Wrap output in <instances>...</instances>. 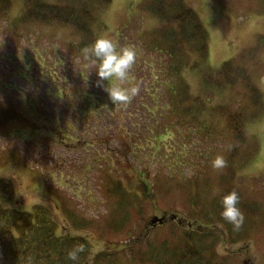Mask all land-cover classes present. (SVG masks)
Here are the masks:
<instances>
[{
  "label": "rangeland",
  "instance_id": "rangeland-1",
  "mask_svg": "<svg viewBox=\"0 0 264 264\" xmlns=\"http://www.w3.org/2000/svg\"><path fill=\"white\" fill-rule=\"evenodd\" d=\"M141 1L110 0L93 27L97 38L104 35L121 48L136 49L138 56L132 69L134 83L136 76L143 73L148 77L149 72L157 75L158 59H163L157 52H145L142 47L140 39L154 30L159 21L142 10ZM186 1L207 26L208 62L213 68L249 47L259 35L264 36V10L258 12L259 0ZM20 2L11 0L4 14L6 18L0 19V177H9L14 184L17 198L16 203L10 205L29 211L36 203L49 206L58 224V233L89 236L92 255L105 250L108 256L111 253L110 260L97 264H147L133 259L123 248L131 245V240L143 243L150 236L154 237L155 246L165 237L173 245L188 242L203 246L207 257L213 252V264L216 260L217 264H264V110L254 122L246 123L248 141L236 152L229 148L227 122L218 111V120L211 122L218 131L212 140L203 132L196 134L194 128L188 126L175 124L172 127L167 126L170 122H144L143 118L137 122L143 108L134 113L135 122H121L124 113L111 103L103 88L97 86V77L83 59V52L78 53L70 46L79 43L80 36L69 27L19 19ZM8 19L14 20L20 36L10 28ZM258 56H264L262 50ZM185 75L193 94L205 97L209 105L230 102L235 107L234 99L240 91L244 92L241 86L232 90L216 87L212 96H206L210 94L201 86L199 74L185 71ZM253 78L264 95V79L259 74ZM139 94H144L142 89ZM139 106L137 102L134 109ZM185 141L192 142L193 148L203 153L202 157L195 158L196 153L189 150ZM207 149L209 155L205 156ZM246 151L250 156L244 160ZM216 156L227 161L222 170L211 167ZM180 160L182 164L178 163ZM131 164L148 168L151 180L158 170L177 177L170 183L162 179L168 192L154 190L158 200H142L143 219L139 223L149 215L156 219L164 216L161 222L152 224L151 217L144 236L138 238L127 237L126 230H107L106 235L99 237L86 228H72L66 222L62 203L105 227V218L116 209L104 190L107 188L102 170L108 169L129 189L138 190V176L131 171ZM193 173L200 174L202 180L204 176L209 180L207 186L211 187L204 194L207 198L223 190L230 184L231 179L228 183L227 179L232 178L233 187L255 204L254 210L258 211L253 224L250 220L251 229L240 230L242 236L246 232L245 237H237L231 224L228 230L219 220L206 222L199 215L188 218L182 211L187 210L185 204L180 211L174 206L168 209V206L182 204L179 196L185 203L186 178ZM180 184H184L182 191L178 188ZM172 220L178 226L171 224ZM157 225L162 227L157 228ZM145 226L144 223L143 229ZM189 229L201 233L195 235L200 237L199 241H188Z\"/></svg>",
  "mask_w": 264,
  "mask_h": 264
},
{
  "label": "trees",
  "instance_id": "trees-1",
  "mask_svg": "<svg viewBox=\"0 0 264 264\" xmlns=\"http://www.w3.org/2000/svg\"><path fill=\"white\" fill-rule=\"evenodd\" d=\"M20 1L22 12L19 19L48 25L50 23L58 24L61 27H69L71 31L78 34L80 36L79 43L70 44L78 53L91 46L97 38L93 27L99 21L100 12L110 3V0ZM10 4L11 0H0V15L6 13V8ZM140 5L143 11L151 13L159 21V25L154 30L140 39L142 47L145 52H157L163 59H158L160 71L157 75L149 72V77L146 73L136 76L135 83L139 85L144 94H138L126 107L118 105V110L124 113L121 122H135L133 121L135 114L143 108L144 110H141L142 117L137 122H141L143 118L144 122H170L167 126L172 127L175 124L180 127L188 126L194 128L196 134L203 132L207 139L212 140L217 137L218 131L211 122L218 120L216 117L218 111L221 119L224 118V122H227L225 128L231 152L241 149L248 141L244 128L246 123L254 122L264 110V95L253 78L255 74H259L264 79V56H258L260 50L264 53V36L256 37L254 43L249 47L235 56L225 59L215 69L208 62L209 35L207 26L198 12L186 0H142ZM258 7V12L264 10V0H259ZM2 18H6V16L0 17V19ZM7 21L13 32L20 36L21 34L14 25L16 24L14 20L8 19ZM92 71L94 76L93 68ZM185 71L199 74L201 86L210 94H205L206 96H212L214 94L212 90L216 87H229L232 90L241 86L244 92L240 91L238 98L234 99L235 107H232L231 103L227 101V103L209 105L204 100L205 97L193 94ZM137 102L140 106L134 109ZM155 105L158 106L155 107ZM131 110L134 112H130ZM185 142L189 144V150L196 153L195 158L202 157L203 153L194 149L192 142ZM197 146L196 144L195 147ZM208 149L210 148L208 147ZM208 149L205 151V156L209 155ZM245 155L244 160L250 156V152L246 151ZM204 160L209 162L208 159ZM178 163L182 164V161L180 160ZM132 165L131 171L138 176V190L129 189L121 178L114 176L108 169L103 168L102 170L107 188L104 190H107L109 201L113 202L114 209H116L105 218V227H100L94 218L78 213L75 209L66 207L62 203L66 222L72 228H86V231L96 233L99 237L106 235L107 230L112 232L126 230L124 234L127 233L126 236L132 238H138L139 235L144 236V231L148 229L149 221L153 215H149L142 224L139 223L143 219L140 213L142 200L154 201L155 198L158 200L154 190L158 193L168 192L162 179H166V183H170L177 177L174 173H163L158 170V173L154 175L155 178L151 180V172L148 168L145 166L138 168ZM203 179L205 180H202L198 173H193L189 179L186 178L185 203L179 196L182 204L168 206V209L174 206L176 211H180L185 204L187 210L182 211L187 213L188 218L191 219L199 215L206 222L208 219L219 220L229 230L228 225L230 224L221 216L220 198L223 194L236 191L239 196L238 206L244 215V223L241 228H244L245 231L251 229L253 217L257 214L258 209L254 210L257 208L255 204L244 199L242 194L233 187L232 178H228L226 181L228 183L231 179L230 184L225 183L226 187L210 198L204 196L206 189L211 187L207 186L209 180L206 176ZM202 183H206L204 187H201ZM179 187L182 191L184 184L178 185ZM55 194L59 198L58 193L55 192ZM16 198L12 180L9 177L1 176L0 264H97L102 260L111 259V253L110 256L107 255L108 250L91 254L89 236L58 233V224L52 210L46 204L36 203L30 211L23 210L10 205V203H16ZM250 220L252 221L251 225ZM144 223L146 226L143 229ZM170 223L178 226L173 220ZM158 227L162 226L157 225ZM241 228L236 231L237 237L246 236L245 231L242 236ZM188 233L190 234L188 241L200 240V237L195 236L201 234L198 230L189 229ZM150 237L146 238L143 243L131 240L129 243L131 245L124 247L123 250H126L133 259L136 258L147 264L214 263L213 252H210L207 257L204 254L206 249L203 246L188 242L173 245L166 237L158 242L159 246H155L152 240L154 237ZM81 243L85 244V252L80 254L77 262L69 260L68 252Z\"/></svg>",
  "mask_w": 264,
  "mask_h": 264
},
{
  "label": "clouds",
  "instance_id": "clouds-1",
  "mask_svg": "<svg viewBox=\"0 0 264 264\" xmlns=\"http://www.w3.org/2000/svg\"><path fill=\"white\" fill-rule=\"evenodd\" d=\"M138 53L132 47H119L111 38L101 35L93 44L83 50V59L94 69L97 86L103 88L113 105L126 107L140 88L133 82L132 69L137 61ZM211 167L222 170L226 161L216 156ZM221 216L238 231L244 223V215L239 208V196L236 191L223 194L220 198ZM85 252V244L81 243L68 252V259L77 262L80 254ZM91 259V258H90Z\"/></svg>",
  "mask_w": 264,
  "mask_h": 264
},
{
  "label": "water",
  "instance_id": "water-1",
  "mask_svg": "<svg viewBox=\"0 0 264 264\" xmlns=\"http://www.w3.org/2000/svg\"><path fill=\"white\" fill-rule=\"evenodd\" d=\"M164 219V216L162 218H153L151 221H152V224L156 223V222H161L162 220Z\"/></svg>",
  "mask_w": 264,
  "mask_h": 264
}]
</instances>
